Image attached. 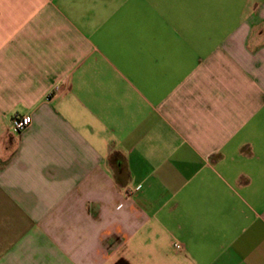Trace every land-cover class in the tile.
<instances>
[{"label": "crops", "instance_id": "0c3cea01", "mask_svg": "<svg viewBox=\"0 0 264 264\" xmlns=\"http://www.w3.org/2000/svg\"><path fill=\"white\" fill-rule=\"evenodd\" d=\"M0 264H264V0H0Z\"/></svg>", "mask_w": 264, "mask_h": 264}, {"label": "built area", "instance_id": "2783aa9c", "mask_svg": "<svg viewBox=\"0 0 264 264\" xmlns=\"http://www.w3.org/2000/svg\"><path fill=\"white\" fill-rule=\"evenodd\" d=\"M33 123L32 117L30 115H20L15 114L12 119V127L15 133H22L28 130ZM177 249H180L181 246H176Z\"/></svg>", "mask_w": 264, "mask_h": 264}]
</instances>
